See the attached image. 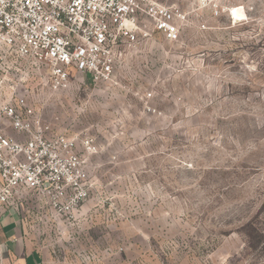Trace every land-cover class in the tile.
I'll return each instance as SVG.
<instances>
[{
	"label": "rangeland",
	"instance_id": "rangeland-1",
	"mask_svg": "<svg viewBox=\"0 0 264 264\" xmlns=\"http://www.w3.org/2000/svg\"><path fill=\"white\" fill-rule=\"evenodd\" d=\"M197 1L174 0L181 39L128 49L116 85L41 102L97 148L74 215L21 212L51 264H264V0Z\"/></svg>",
	"mask_w": 264,
	"mask_h": 264
},
{
	"label": "built area",
	"instance_id": "built-area-1",
	"mask_svg": "<svg viewBox=\"0 0 264 264\" xmlns=\"http://www.w3.org/2000/svg\"><path fill=\"white\" fill-rule=\"evenodd\" d=\"M197 3L213 17L225 10ZM189 22L174 0H0V207L21 213L33 196L56 217L74 215L97 148L56 132L41 102L116 85L128 49L157 35L178 42Z\"/></svg>",
	"mask_w": 264,
	"mask_h": 264
},
{
	"label": "crops",
	"instance_id": "crops-1",
	"mask_svg": "<svg viewBox=\"0 0 264 264\" xmlns=\"http://www.w3.org/2000/svg\"><path fill=\"white\" fill-rule=\"evenodd\" d=\"M28 234L23 214L0 207V264H51Z\"/></svg>",
	"mask_w": 264,
	"mask_h": 264
},
{
	"label": "bare ground",
	"instance_id": "bare-ground-1",
	"mask_svg": "<svg viewBox=\"0 0 264 264\" xmlns=\"http://www.w3.org/2000/svg\"><path fill=\"white\" fill-rule=\"evenodd\" d=\"M230 15L232 18L235 19H242L245 18V12L242 7H234L230 11Z\"/></svg>",
	"mask_w": 264,
	"mask_h": 264
}]
</instances>
